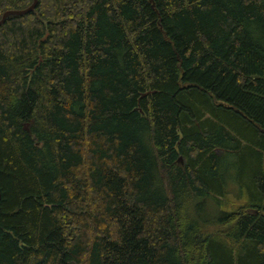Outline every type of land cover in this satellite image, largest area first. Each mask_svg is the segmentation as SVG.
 <instances>
[{
    "label": "trees",
    "instance_id": "1",
    "mask_svg": "<svg viewBox=\"0 0 264 264\" xmlns=\"http://www.w3.org/2000/svg\"><path fill=\"white\" fill-rule=\"evenodd\" d=\"M0 264H264V0L9 16Z\"/></svg>",
    "mask_w": 264,
    "mask_h": 264
},
{
    "label": "water",
    "instance_id": "2",
    "mask_svg": "<svg viewBox=\"0 0 264 264\" xmlns=\"http://www.w3.org/2000/svg\"><path fill=\"white\" fill-rule=\"evenodd\" d=\"M37 5H38V0H33L32 6L30 8H28V9H26V10H23V11H8V12L4 13L2 19L0 20V26L4 24L5 20L9 16H24V15H27V14L33 12L36 9ZM47 37H48V34L45 36L44 39H46ZM42 41H44V40H42ZM41 62H42V59L40 58L38 65H40ZM25 130L27 132H29V129L26 126H25Z\"/></svg>",
    "mask_w": 264,
    "mask_h": 264
},
{
    "label": "rangeland",
    "instance_id": "3",
    "mask_svg": "<svg viewBox=\"0 0 264 264\" xmlns=\"http://www.w3.org/2000/svg\"><path fill=\"white\" fill-rule=\"evenodd\" d=\"M45 38V37H44ZM42 39L44 41H46V39ZM40 41V43L44 42V41ZM28 128V125L26 126ZM236 190H237V185L236 184H233V183H230L229 184V187H228V192H229V198L235 202H238V196H237V193H236Z\"/></svg>",
    "mask_w": 264,
    "mask_h": 264
}]
</instances>
